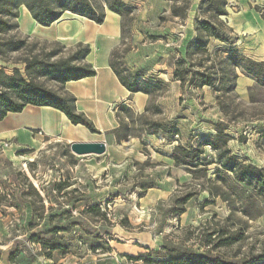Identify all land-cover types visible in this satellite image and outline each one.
I'll use <instances>...</instances> for the list:
<instances>
[{
    "label": "rangeland",
    "instance_id": "374dc122",
    "mask_svg": "<svg viewBox=\"0 0 264 264\" xmlns=\"http://www.w3.org/2000/svg\"><path fill=\"white\" fill-rule=\"evenodd\" d=\"M125 1L123 37L113 62L124 76L132 73L143 80L161 81L147 96L146 106L151 105L147 117L177 125L181 135L168 140L143 134L121 142L108 136L103 155L78 156L71 144L46 136L26 147L5 146L0 151V264H7L16 248L25 251L31 264H163L161 256L167 251L163 247L181 244L186 251L211 250L207 240L215 229L233 235L234 243L213 250L212 255L238 264H264V195L233 179L220 182L218 162H213L217 152L210 146L205 148L206 158L212 161L207 177H200V172L192 175L171 158L177 144L198 145L226 127L232 154L264 171V87L238 69L232 94L218 96L209 87L181 88L168 63L181 41L194 38L202 0ZM227 2L229 15L223 19L238 35V49L264 61V0ZM173 5L187 16H174ZM47 41L52 46L58 40ZM63 45L67 49L62 48L61 56L73 47ZM223 46L219 40L211 41L212 51L221 54ZM1 65L8 71L13 66ZM145 107L137 110L132 105L131 109L139 116ZM119 113L127 121L128 115ZM224 140L221 135L218 144L223 146ZM58 182L66 186L61 193L54 188ZM147 183L154 187L139 195ZM207 186L229 190L233 207L213 197ZM35 190L43 195L45 209ZM187 193L195 194L181 204ZM89 204L99 205L107 218L86 213ZM182 205L186 212L179 215ZM42 214V219L37 218ZM55 228L66 229L58 235L66 241L67 252H57L52 259L36 255L41 249L29 240L31 233L39 232L46 239ZM138 256L145 258H131Z\"/></svg>",
    "mask_w": 264,
    "mask_h": 264
},
{
    "label": "trees",
    "instance_id": "16d2710c",
    "mask_svg": "<svg viewBox=\"0 0 264 264\" xmlns=\"http://www.w3.org/2000/svg\"><path fill=\"white\" fill-rule=\"evenodd\" d=\"M22 6L28 9L40 25L51 26L67 12L88 17L102 24L106 16L105 7L123 16L128 11L126 3L123 0H0V62L13 65L10 71L5 65L0 67V120H3L9 113L23 111L28 105L51 106L63 111L73 124L84 125L91 132L99 133L93 122L85 114L77 111L76 98L64 90L68 81L96 75L93 65L87 62V57L91 52L90 46L79 42L70 47L67 54L61 56L62 48H66L61 42L55 41L51 46L47 40L42 42L23 35L19 32L18 23ZM198 11L201 17L195 22L194 38L181 41L180 45L174 49L176 56L169 60L168 64L173 69L174 80L180 81L183 89L209 87L218 96H223L235 92L239 77L237 70L241 69L264 87V61L253 60L238 49L235 43L238 35L223 19L229 15L227 0H202ZM172 12L174 16L183 18L187 16L186 11L179 12L176 5H173ZM213 39L224 43L221 54L218 49L211 50ZM112 67L131 93L142 92L149 96L155 93L154 84L157 81L143 80L137 74L132 73L124 76L115 66L113 57ZM159 82L161 83V81L157 83ZM150 109L149 104L143 113L135 116L130 106L122 105L120 110L128 115V119L125 121L119 113L120 125L112 131L115 140L121 142L132 137H141L143 134L168 140L176 136L180 137L181 129L177 125L148 118ZM221 135L225 138L223 146L218 144V138ZM230 137L231 135L226 132V127H220L212 139L204 138L199 141L198 145L177 144L171 158L175 165L184 166L192 175L200 172V177H207L212 161L206 158L205 148L210 146L217 152V158L213 162H218L216 172L220 182L227 184L228 180L233 179L235 182L254 186L261 195H264V171L251 163L237 159L227 145ZM202 186L205 187V182H202ZM153 187L151 183L145 184L143 193L139 195L143 196ZM54 188L61 193L66 186L65 183L58 182L54 183ZM205 190H208L213 197L228 201L233 207L229 190L220 191L219 188L214 191L208 186ZM35 193L41 209H45L43 195L37 190ZM194 194L187 193L182 198L181 204H187ZM205 203L208 204L209 201ZM52 208L49 209L52 210ZM85 212L100 214L105 219L107 218L99 205L89 204ZM184 212H186V206L182 205L178 214L181 215ZM42 217L43 214L37 216L39 219ZM65 230L55 228L50 231L46 239L41 238L39 232L31 233L29 240L39 245L41 249L36 255L52 259L57 252L61 254L67 252L69 247L66 241L58 235ZM232 237L233 235L226 236L223 231L215 229L208 235L207 240L213 248L203 253L186 251L181 244L171 248L163 247L167 251L161 256L163 259L160 263L238 264L211 254L213 250L230 247L234 243ZM156 252L159 254V251ZM131 258L139 260L145 256ZM32 262L28 260L25 251L20 248L11 251L7 258V264H31Z\"/></svg>",
    "mask_w": 264,
    "mask_h": 264
},
{
    "label": "crops",
    "instance_id": "0c3cea01",
    "mask_svg": "<svg viewBox=\"0 0 264 264\" xmlns=\"http://www.w3.org/2000/svg\"><path fill=\"white\" fill-rule=\"evenodd\" d=\"M18 23L19 32L30 38H51L71 46L82 42L90 46L87 62L93 65L96 75L68 81L64 90L76 98L77 111L85 114L99 133L91 132L84 125L73 124L57 108L28 105L23 111L9 113L0 120V151L5 146L33 145L43 136L62 139L69 144L105 142L108 136L115 139L112 131L120 125V107L133 105L135 109L142 110L146 106L148 95L131 93L112 67L113 52L123 37L122 15L107 7L104 22L98 24L88 17L67 12L51 26H42L22 6Z\"/></svg>",
    "mask_w": 264,
    "mask_h": 264
},
{
    "label": "water",
    "instance_id": "95a60500",
    "mask_svg": "<svg viewBox=\"0 0 264 264\" xmlns=\"http://www.w3.org/2000/svg\"><path fill=\"white\" fill-rule=\"evenodd\" d=\"M71 151L78 156L103 155L107 151V144L104 141L74 142L71 143Z\"/></svg>",
    "mask_w": 264,
    "mask_h": 264
}]
</instances>
